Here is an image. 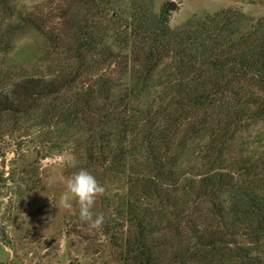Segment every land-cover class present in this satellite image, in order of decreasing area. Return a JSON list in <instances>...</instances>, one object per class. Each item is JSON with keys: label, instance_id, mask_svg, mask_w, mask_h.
Listing matches in <instances>:
<instances>
[{"label": "trees", "instance_id": "16d2710c", "mask_svg": "<svg viewBox=\"0 0 264 264\" xmlns=\"http://www.w3.org/2000/svg\"><path fill=\"white\" fill-rule=\"evenodd\" d=\"M107 1L44 0L31 10L0 0V45L31 30L48 45L39 60L62 57L40 72L0 73V136L4 117L76 122L92 134L91 164L120 172L136 158L115 206L131 264H264V143L226 157L238 127L264 118V18L231 7L173 29L167 10L142 11L123 53L89 23ZM207 127L208 141L184 163L186 143Z\"/></svg>", "mask_w": 264, "mask_h": 264}, {"label": "rangeland", "instance_id": "374dc122", "mask_svg": "<svg viewBox=\"0 0 264 264\" xmlns=\"http://www.w3.org/2000/svg\"><path fill=\"white\" fill-rule=\"evenodd\" d=\"M18 2L32 10L44 0ZM45 6L54 5L47 2ZM231 7L251 19L264 18V0H108L102 15L95 17V10H91L89 23L107 32L113 49L124 53L127 41H131L129 24L138 23L142 11L155 15L167 10L170 26L175 29L190 18L212 16ZM46 45L31 30L13 34L7 47L0 45V73L31 74L62 61L56 53L39 60ZM75 123L62 127L17 117L2 119L5 131L0 136V264H131L124 260V216L115 206L128 191L130 180L137 176L128 169V165L137 166L136 158H130L120 172L102 168L99 162L91 164L85 159V145L92 134L83 132ZM211 132L207 127L186 143L184 163L195 160ZM107 135L93 139L99 143ZM226 143V157L230 160L241 155L240 145L244 150L247 143H264V118L244 122ZM81 168L105 187L93 209L104 216L98 230H90L82 223L77 210L59 206L66 178Z\"/></svg>", "mask_w": 264, "mask_h": 264}, {"label": "clouds", "instance_id": "9594fccd", "mask_svg": "<svg viewBox=\"0 0 264 264\" xmlns=\"http://www.w3.org/2000/svg\"><path fill=\"white\" fill-rule=\"evenodd\" d=\"M105 193V187L86 168L74 172L64 182L59 197V206L65 210H77L78 219L90 230L101 229L104 224L102 213L93 211L96 201Z\"/></svg>", "mask_w": 264, "mask_h": 264}, {"label": "water", "instance_id": "95a60500", "mask_svg": "<svg viewBox=\"0 0 264 264\" xmlns=\"http://www.w3.org/2000/svg\"><path fill=\"white\" fill-rule=\"evenodd\" d=\"M171 7H173V6H171Z\"/></svg>", "mask_w": 264, "mask_h": 264}]
</instances>
